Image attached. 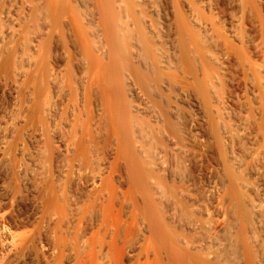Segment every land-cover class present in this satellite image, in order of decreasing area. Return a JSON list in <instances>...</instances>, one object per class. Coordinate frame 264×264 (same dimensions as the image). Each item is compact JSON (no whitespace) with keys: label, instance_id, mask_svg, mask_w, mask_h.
<instances>
[{"label":"bare ground","instance_id":"bare-ground-1","mask_svg":"<svg viewBox=\"0 0 264 264\" xmlns=\"http://www.w3.org/2000/svg\"><path fill=\"white\" fill-rule=\"evenodd\" d=\"M0 264H264V0H0Z\"/></svg>","mask_w":264,"mask_h":264},{"label":"rangeland","instance_id":"rangeland-1","mask_svg":"<svg viewBox=\"0 0 264 264\" xmlns=\"http://www.w3.org/2000/svg\"><path fill=\"white\" fill-rule=\"evenodd\" d=\"M154 87H155V86H154ZM153 95H154V94H153ZM155 95H156V94H155ZM155 95H154V96H155ZM156 96H159V95H156ZM165 96H166V95H165ZM167 96H168V95H167ZM163 97H164V96H163ZM169 97H170V95H169ZM166 98H167V99H170V98H168V97H166ZM167 99H166V101H165V98L162 99L163 102H164V107H165L164 109H166V108H167V105H168V103H165V102H167ZM170 100H171V99H170ZM180 127H181V130H182V128H184V126H181V125H180ZM179 129H180V128H179ZM184 131H185V132H184ZM183 132L186 133V130H183ZM181 133H182V131H181ZM182 137H183V139H185V137H184L183 135H182ZM183 139L180 137V141H183ZM208 142H209V143H208V147H206V151L208 152V154H209L210 157H212L213 159H215L216 156L218 155L217 152H216V150H215V149H216V144H215V142H214L213 139H211V140L208 141ZM211 142H212V143H211ZM209 152H212V153L214 152V153L211 154V153H209ZM210 154H211L212 156H211ZM213 155H214V156H213ZM216 159H218V157H217ZM191 167H192V166H191ZM191 167L188 165L186 168L184 167L183 170H185L184 172H186L185 174H186L187 176H188V175H189V176L191 175L192 177L190 176V178H193V177H194L193 179L196 180V179L198 178V175H196L197 172L195 171V167H194V166H193L192 168H191ZM192 169H193V170H192ZM196 169H197V168H196ZM181 170H182V169H179V170H178L179 173H180V172L182 173L183 170H182V171H181ZM186 170H187V171H186ZM184 172H183V173H184ZM195 172H196V173H195ZM218 175H219V176H218ZM217 176H218L219 178H218ZM216 177H217V180H218V181L220 180V183H223V178L220 179V177H222L221 174L216 173ZM197 180H198V179H197ZM221 180H222V182H221ZM23 212H24L23 209L21 210V209H18V208H17V209H16V212H15V215H16L17 217H20V218H21L20 215H21ZM230 213H231L232 215L230 214V217H229L230 219H229V220L231 221L230 223L233 224V223H235L234 221L237 222V220L234 219V217L237 218V215H236L235 213H234V214H235L236 216L233 214V210H232ZM233 215H234V217H233ZM231 219L233 220V222H232ZM232 224H230V226L235 227V226H234L235 224H234V225H232ZM228 225H229V223H228ZM237 251H238V250H237ZM237 251L235 250L236 255H237ZM238 252H239V251H238ZM234 254H235V253H234Z\"/></svg>","mask_w":264,"mask_h":264}]
</instances>
